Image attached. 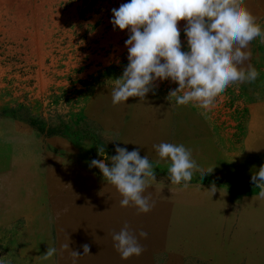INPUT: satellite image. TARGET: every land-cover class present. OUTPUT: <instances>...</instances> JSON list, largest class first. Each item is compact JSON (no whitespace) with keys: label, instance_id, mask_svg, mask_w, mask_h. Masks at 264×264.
I'll return each instance as SVG.
<instances>
[{"label":"rangeland","instance_id":"rangeland-1","mask_svg":"<svg viewBox=\"0 0 264 264\" xmlns=\"http://www.w3.org/2000/svg\"><path fill=\"white\" fill-rule=\"evenodd\" d=\"M127 2L0 0V264H72L71 251L83 255L85 244L89 254L78 264H129L113 247L120 230H102L104 220L94 217L138 212L120 207V194L89 162L104 159L97 148L116 155L117 145L155 161L152 146L161 142L184 144L213 171H195L185 186L171 183L160 162L145 192L154 201L147 213L154 237L130 259L264 260V196L251 182L253 167L264 165V41L249 44L245 63L258 79L230 85L211 110L168 101L178 87L170 81H157L144 102L113 106L112 79L128 63L129 33L110 21ZM241 2L264 29V0ZM185 23L178 22L182 50ZM48 246L58 252L44 260Z\"/></svg>","mask_w":264,"mask_h":264},{"label":"clouds","instance_id":"clouds-1","mask_svg":"<svg viewBox=\"0 0 264 264\" xmlns=\"http://www.w3.org/2000/svg\"><path fill=\"white\" fill-rule=\"evenodd\" d=\"M179 21L186 22V50H182ZM110 22L114 30L127 29L129 33L125 41L128 63L122 75L112 79L113 106L126 104L133 97L144 102L150 92L155 94L157 81H170L178 87L169 91L168 101L174 100L176 106L195 103L208 111L230 85L252 83L260 75L253 65L245 67V63L250 60L249 44L258 37L264 41V29L241 0H128L112 9ZM152 147L158 157L155 161L142 157L140 148L129 151L117 145L116 155L109 157L103 148H97L104 159L89 162V167L99 169L106 184L120 194V207L133 206L138 214H147L154 207L151 195L145 192L156 182L155 169L161 161L168 165L167 174L174 184L187 186L195 171L202 177L213 171L199 166L191 149L182 143L161 142ZM252 172L251 182L264 196V165L258 170L254 166ZM216 190L213 183L210 192ZM148 235L143 230L137 234L125 224L112 234L113 247L122 260L139 257L144 252L140 241ZM62 247L69 249L68 244ZM82 248L83 255L89 254L87 244ZM57 252L56 247L48 246L43 259L50 260ZM71 255L72 264H78L83 256L76 251Z\"/></svg>","mask_w":264,"mask_h":264},{"label":"crops","instance_id":"crops-1","mask_svg":"<svg viewBox=\"0 0 264 264\" xmlns=\"http://www.w3.org/2000/svg\"><path fill=\"white\" fill-rule=\"evenodd\" d=\"M126 212H121L120 216L118 215H114V213H111L110 215H105L101 217V214H97L96 219H100V220H104L102 222H99L101 224V228L102 230H109L114 232L115 230H121L122 227H124L125 224H127L129 226V229L135 233H139V231L144 230V228H146V232H148V214H138V213H128L125 214ZM155 215V214H152ZM158 218L157 215H155V218ZM161 217V216H160ZM169 217V220L167 222L171 223V217ZM141 218V220L144 222H142L141 220L139 221V219ZM189 219V217H188ZM189 222V221H188ZM98 223V222H97ZM111 225V226H110ZM153 227H151L150 229H153L154 227L157 229V223L154 222ZM110 226V227H109ZM172 226V225H170ZM171 228V227H170ZM154 235L153 233H149V236L147 239H142L140 242L144 248V250L146 249V242L147 240L150 238H153ZM159 241L162 240L163 244L168 245L169 242V237H159L158 239ZM186 241L187 239L183 238L181 241ZM184 241V243H186ZM168 245V249L169 250H173L172 247ZM258 253L255 254H251V256H258ZM141 256V255H140ZM198 258V259H196ZM144 259L141 258H136V259H130L129 258V264H146L145 261H143ZM172 264H264V260H260V259H255V258H244L241 257L238 260H215V259H209V258H199V257H195V258H187V259H176L174 261V263Z\"/></svg>","mask_w":264,"mask_h":264},{"label":"bare ground","instance_id":"bare-ground-1","mask_svg":"<svg viewBox=\"0 0 264 264\" xmlns=\"http://www.w3.org/2000/svg\"><path fill=\"white\" fill-rule=\"evenodd\" d=\"M115 209V208H114ZM112 210V209H111ZM113 212V211H112ZM76 232H77V230H76ZM77 236H79V235H77ZM76 237V236H75ZM80 237V236H79ZM81 238V237H80ZM77 240V239H76ZM79 242V241H78ZM84 242V241H83Z\"/></svg>","mask_w":264,"mask_h":264}]
</instances>
